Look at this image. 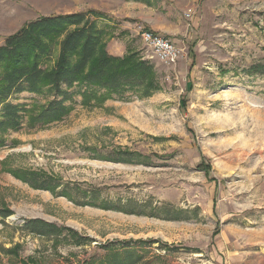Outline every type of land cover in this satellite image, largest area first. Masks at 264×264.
Wrapping results in <instances>:
<instances>
[{"label": "rangeland", "instance_id": "374dc122", "mask_svg": "<svg viewBox=\"0 0 264 264\" xmlns=\"http://www.w3.org/2000/svg\"><path fill=\"white\" fill-rule=\"evenodd\" d=\"M87 11L101 14L109 54L138 53L155 67L161 90L130 102L77 98L61 121L38 127L26 116L18 131L0 133V211L9 212L0 214V264L97 262L122 246L137 264H264V0H0V45L36 18ZM143 30L181 49L174 66L152 56ZM10 102L33 113L45 100L23 93ZM118 151L148 163L96 159ZM18 172L195 217L167 221L76 206L31 188ZM34 219L89 242L19 229Z\"/></svg>", "mask_w": 264, "mask_h": 264}, {"label": "trees", "instance_id": "16d2710c", "mask_svg": "<svg viewBox=\"0 0 264 264\" xmlns=\"http://www.w3.org/2000/svg\"><path fill=\"white\" fill-rule=\"evenodd\" d=\"M125 1L152 6L156 0ZM100 19L101 14L95 11L43 16L25 23L4 39L0 45V133L18 131L26 116L31 125L38 127L61 121L69 115L77 98L86 105L108 99L130 102L134 98H149L161 90L155 67L138 53L126 51L120 57L109 54L108 28L100 25ZM23 93L42 97L45 102L33 113L28 111L25 103L10 102L12 97ZM96 157L113 163L147 164L149 159L124 151L106 152ZM199 168L206 169L202 164ZM16 176L35 190L48 191L80 207L167 221H186L195 217L193 211L173 209L169 205L156 207L150 202L134 200L123 204L111 202L101 199L98 189L83 190L43 174L18 172ZM0 214L6 218L9 212L0 211ZM19 229L55 242L77 246L89 242L69 228L39 219L25 221ZM130 249L122 246L106 260L83 264H137L139 258H135Z\"/></svg>", "mask_w": 264, "mask_h": 264}, {"label": "built area", "instance_id": "2783aa9c", "mask_svg": "<svg viewBox=\"0 0 264 264\" xmlns=\"http://www.w3.org/2000/svg\"><path fill=\"white\" fill-rule=\"evenodd\" d=\"M140 38L152 56L161 63L174 66L178 62L181 49L170 39L148 30L141 31Z\"/></svg>", "mask_w": 264, "mask_h": 264}, {"label": "crops", "instance_id": "0c3cea01", "mask_svg": "<svg viewBox=\"0 0 264 264\" xmlns=\"http://www.w3.org/2000/svg\"><path fill=\"white\" fill-rule=\"evenodd\" d=\"M124 53L122 52V53H120L119 55H115V56H122Z\"/></svg>", "mask_w": 264, "mask_h": 264}]
</instances>
